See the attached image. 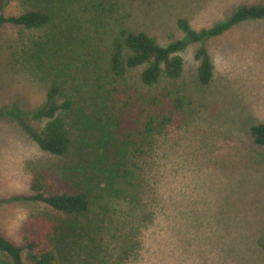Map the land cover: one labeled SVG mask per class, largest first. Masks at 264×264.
Returning <instances> with one entry per match:
<instances>
[{
    "label": "rangeland",
    "instance_id": "obj_1",
    "mask_svg": "<svg viewBox=\"0 0 264 264\" xmlns=\"http://www.w3.org/2000/svg\"><path fill=\"white\" fill-rule=\"evenodd\" d=\"M76 1L0 0V16L42 9L52 17L41 30L0 27V111H17L42 131L46 121L34 113L75 101L66 117L74 143L62 157L41 150L18 121L0 118V200L30 194L32 178L43 174L57 194H86L90 208L72 217L40 203L7 201L0 231L20 246L30 240L53 250L58 264H264V146L251 133L264 124V19L189 43L177 81L147 88L140 82L144 68L132 72L138 102L125 115L128 126L140 130L143 108L170 110L168 90H178L186 104L172 110L173 123L142 152L123 159L109 111L95 107L85 88L83 64L105 56L123 29L167 46L189 40L180 20L201 35L264 0ZM48 33L76 40L85 53L68 52L66 78L35 70L25 56L23 48ZM201 50L213 66L207 86L199 82ZM55 83L65 92L50 100Z\"/></svg>",
    "mask_w": 264,
    "mask_h": 264
},
{
    "label": "trees",
    "instance_id": "obj_2",
    "mask_svg": "<svg viewBox=\"0 0 264 264\" xmlns=\"http://www.w3.org/2000/svg\"><path fill=\"white\" fill-rule=\"evenodd\" d=\"M261 19H264V6L243 7L226 23L201 35H196L186 21L180 20V27L190 35V38L187 41H174L167 46L160 45L155 38L144 32L134 33L123 29L119 36L111 40L105 56L103 54L99 59L94 55L89 56L88 60L84 58L83 64L86 67L84 75L88 78L85 88L91 95L95 107L101 104L106 112L109 111L108 120L111 121L118 136L114 145L119 158L142 152L154 134L167 129L173 123L172 110L184 109L186 104V98L178 90H168L165 97L171 105L170 110L167 111L160 106L143 108L142 129L141 126L140 130L128 126L124 122L125 115L133 101L138 102L136 96L131 94L133 88L128 79L132 72L144 68L140 74V82L147 88L157 86L163 79L177 81L184 72V59L181 53L186 50L189 43L200 41L207 36L221 35L244 21ZM51 21L52 17L47 10L31 9L18 16L1 15L0 27L14 25L26 30H41L49 26ZM80 46L76 40L72 41L63 33L60 36L48 33L40 40H32L23 51L35 70H46L66 78L70 74L73 61L68 52L73 51L75 55L81 57L85 53H82ZM86 56L88 57V54ZM197 58L202 59L199 82L207 86L213 78L211 60L205 50L199 51ZM74 88L82 90L81 86ZM64 92L61 85L55 83L48 91L49 99L54 100ZM74 104V99H68L58 105L53 103L47 109L34 113L33 117L46 121L42 131L28 125L24 116L17 111H0V118L9 117L18 121L41 150L62 157L69 153L74 143L66 119L73 112ZM251 133L255 143L264 146V124L253 126ZM52 185L43 174H37L31 180L30 194L15 196L7 201L40 203L72 217H80L89 211L90 201L86 194H57L53 189H49ZM7 201L0 200V205ZM261 246L264 248V243ZM0 264H58V262L53 250L42 249L30 240L20 246L0 231Z\"/></svg>",
    "mask_w": 264,
    "mask_h": 264
}]
</instances>
